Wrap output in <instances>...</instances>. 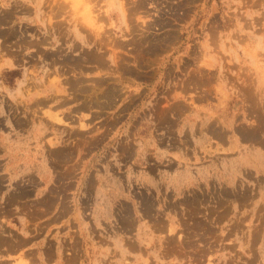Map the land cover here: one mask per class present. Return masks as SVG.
<instances>
[{"label":"rangeland","instance_id":"374dc122","mask_svg":"<svg viewBox=\"0 0 264 264\" xmlns=\"http://www.w3.org/2000/svg\"><path fill=\"white\" fill-rule=\"evenodd\" d=\"M263 170L264 0H0V264H264Z\"/></svg>","mask_w":264,"mask_h":264},{"label":"bare ground","instance_id":"6f19581e","mask_svg":"<svg viewBox=\"0 0 264 264\" xmlns=\"http://www.w3.org/2000/svg\"><path fill=\"white\" fill-rule=\"evenodd\" d=\"M87 20H89V19H87ZM86 22H87V21H86ZM58 26H59V25H58ZM85 26H86V25H85ZM88 26H90V25H87V27H88ZM102 38H103V37H102Z\"/></svg>","mask_w":264,"mask_h":264},{"label":"crops","instance_id":"0c3cea01","mask_svg":"<svg viewBox=\"0 0 264 264\" xmlns=\"http://www.w3.org/2000/svg\"><path fill=\"white\" fill-rule=\"evenodd\" d=\"M261 169H263V168H261ZM262 172H264V170Z\"/></svg>","mask_w":264,"mask_h":264}]
</instances>
